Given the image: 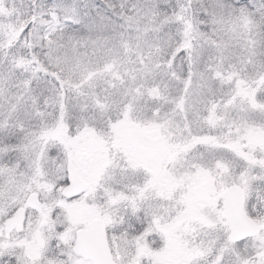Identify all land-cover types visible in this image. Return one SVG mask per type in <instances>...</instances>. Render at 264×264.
<instances>
[{"label":"snow or ice","instance_id":"6c2138e0","mask_svg":"<svg viewBox=\"0 0 264 264\" xmlns=\"http://www.w3.org/2000/svg\"><path fill=\"white\" fill-rule=\"evenodd\" d=\"M0 264H264V0H0Z\"/></svg>","mask_w":264,"mask_h":264}]
</instances>
